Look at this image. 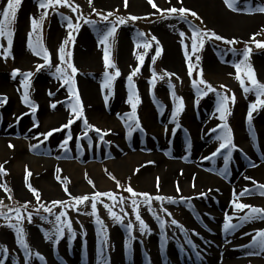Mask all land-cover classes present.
Masks as SVG:
<instances>
[{
  "label": "rangeland",
  "instance_id": "374dc122",
  "mask_svg": "<svg viewBox=\"0 0 264 264\" xmlns=\"http://www.w3.org/2000/svg\"><path fill=\"white\" fill-rule=\"evenodd\" d=\"M214 1L219 4L221 2L230 13L234 12L224 3V0ZM244 1L247 5H251L258 0H233L236 10L238 7H242ZM153 2L160 11L154 9L148 0H92L91 6L89 0H71L70 3L73 6H79L75 12L72 7L68 6L58 5L55 9H43L39 7L40 0H22L17 18L11 25L13 43L10 51L6 52L8 49L7 38L0 37V78L7 86L5 93L0 94V97H6V102H0V112L5 115L3 125L13 126L19 123L22 130L20 137L0 141V159L5 157L10 160L9 169L4 171L6 174H0V186H6V188L0 187V212L7 213L13 218L11 222L15 223L14 209H20L24 219L19 226L24 230L31 252V255L26 258L24 248L17 242L16 230L8 227V221L0 217V261L2 259L3 264L8 260L15 264L34 262L37 252L30 243V234L37 231L41 240L45 238L56 241L55 216L60 212L67 213V219L71 221L72 229L76 235L75 238H70V234L65 229V234L58 241L59 243L76 244V242H80L81 244L76 246L77 252L80 253L86 249L87 239L91 233L97 234L102 240L103 233L96 223V217L90 215V199L79 205L78 209L61 205L52 207L53 201L71 203L73 197L85 195L91 197L96 192H112L117 197L115 203L107 197H101L97 202L99 218L107 230L108 242L103 245L104 255L109 258L114 256L116 245L110 237L114 229L124 227L129 238L130 234L125 227L129 221H132L134 225L131 232V236L134 237L132 240L136 241L140 249L147 248L149 232L141 234L139 231L131 205V194L125 190L128 186H131L137 193H149L153 197L157 195L170 197L175 201V203H169L167 199L164 201L153 200L152 210L149 211L148 206L142 202L143 198L137 197L142 219L149 229L154 227L161 230V235H174L190 224L198 229L197 235L199 236L195 242L206 239L205 248H208L207 244L228 242L227 239L231 236L229 242L233 249L253 244L260 253L264 251L254 244L253 239H247L243 233L240 234L239 231L249 221L241 223L236 229L227 232L229 236H226L223 227L226 214L233 217L232 223L237 224L240 223L238 217L248 211V209H244L237 213L233 200L264 209V194H261L264 189L258 187L264 185V179H255L253 182L236 188L234 179H225L222 174H217L214 179L217 181L210 182L207 179H202L206 184H219V186L228 184L224 186L226 188L224 191L220 188V193L215 196L212 194L201 195L202 193L197 194L186 189H182L178 193L180 195L174 196L169 190L162 189L149 172L152 168L151 163L161 159L160 156L157 158L156 154L152 155L154 151L160 153V144L167 147L168 151L164 157L169 159H171L173 148L185 145L191 162L199 156L202 158L201 160L209 161L202 157L198 149L199 146L205 147V155L210 157L221 142L216 139L222 134L221 126L224 123L217 111L219 102L217 93L229 97L235 95V103L229 101L228 107L231 114L227 116L226 121L231 129L235 145L231 149L228 163L233 165V162H242L246 168L253 166L248 161H245L244 164V159L237 156L241 151V146H247L249 143L247 139L239 141L237 129L241 124L244 127L254 120H258L264 126V108L258 107L253 111L249 122V107L256 102V94L255 92H244L236 78L234 65L242 59L240 53L245 47H251L252 53L248 63L254 70L256 79L260 83H264V48L256 47V42H264V12L258 11L263 19L253 24L246 33H241L238 25H219L210 11L201 4H193L184 0L181 2L153 0ZM202 2L210 8L213 6V0H203ZM5 3L6 0H0V8ZM170 7H184L190 12L197 13L199 18L192 17L190 13L184 19H180L176 14L167 15L163 10ZM93 8L96 11H93ZM45 12L47 15L43 18L40 27L33 31L31 20L35 18L40 21ZM109 12L113 15L109 17L108 21L102 20L101 15H98V13L107 15ZM132 16L140 19H129ZM118 17H123L127 22L118 25L114 39L110 38L109 40L110 59L116 67L106 69L104 45L100 43V39L111 26L109 21L115 22ZM68 19H71L73 24H80L78 31L72 30V35L75 37L74 42L65 46V51L72 53L71 62L77 69V74L74 77L75 88L83 106V115L88 123L101 129L102 132H108L103 140L100 139L99 134L92 130H88L87 138L83 135L85 131L83 120L75 119L72 112V105L76 103L75 97L68 91V85H65L63 80L55 74L57 65L66 67L59 59L58 50L69 35ZM85 20L94 23H85ZM195 29L215 32L228 40L235 39L237 43L226 45L223 41L205 38L206 43L203 49L192 53L191 44ZM30 32L34 43L37 36L41 38L44 48L50 54L51 67L37 71V66L43 64L44 59L42 55H36L28 47ZM139 33H144L145 36L139 38ZM181 33H184L183 37H181ZM152 36L156 37L161 48L160 55L154 62L152 57L156 56L157 44L151 40ZM89 37L91 42L88 45ZM142 39L151 43V47L147 50L136 46ZM185 46H187V53L191 57V63L195 65L191 76L188 73L189 61L186 59ZM232 48L237 51H230ZM22 51L26 53V56L21 57ZM169 51H174L175 54L173 59L168 60L165 59V56ZM139 54H144L142 65L137 59ZM197 55L200 57L199 61L196 60ZM138 66L140 70L133 76L132 86L140 100L136 109L140 127L129 134L125 114L131 113L132 108L128 103L130 89L127 78ZM16 69H19L20 73H33L30 77L28 95L29 100L36 106L35 112L22 99L24 77L18 74L13 78L12 72ZM117 69L120 75L112 81L111 88L102 87L105 82V71L114 75ZM201 70L203 80L215 89V91L208 92L207 95L198 93L197 88L193 86V80L201 79ZM154 74L156 79L153 82ZM161 76L164 78L160 79ZM243 78L247 86V78ZM40 80L42 82L38 88L36 84ZM84 83H90L92 88L90 98L83 94ZM221 85L226 87L222 88ZM199 87L206 91L204 85H199ZM173 92L175 96H173ZM105 97H107V101ZM180 98H182L184 107L174 119L173 111L180 103ZM42 102L43 109L39 113ZM61 111L67 112L69 120H75L69 129H62V126L69 120L66 122L63 119L60 120ZM34 114L38 117L31 119ZM53 129L62 130L53 132L52 136L45 139L42 134ZM69 131L72 139L69 140L65 148L61 145ZM193 138L198 141L197 144L194 143ZM34 145L36 147H33ZM228 151V149L222 150L215 158L219 162L224 161V155ZM31 158H34V162L31 161ZM216 159L215 161H217ZM199 167H203L202 162ZM206 171L216 174L209 170ZM29 173L30 175H28ZM39 177H43L45 181L53 180L54 184L48 185L44 181L38 183ZM16 179H23L27 183L24 191H17L14 184ZM223 179L225 183L222 181ZM89 181L92 183L90 184ZM117 182H119V187ZM29 185L38 190L39 201L28 187ZM246 189L248 192L241 196L240 193ZM121 197L124 198L123 203H119ZM181 197L186 199L181 200ZM105 204L109 205L112 211L124 217L123 224L114 221L109 215L108 209L104 207ZM42 205L52 207V213L44 212ZM30 214L31 221L27 219ZM210 214L220 218H210L208 217L211 216ZM157 215L165 221L164 227H161L160 220L155 218ZM61 219L63 220L65 217ZM173 219L178 222L176 225L171 224ZM202 219L204 220L202 221ZM219 220L220 225L218 226ZM259 220L264 222V219ZM203 222L222 227L223 230L220 231V234L219 232L215 234L208 231V228L202 225ZM6 233H10L13 239L12 245H6L3 242ZM45 233L51 234L52 239H47ZM222 235H224L223 238ZM183 238L181 240H185V236ZM181 254H174L177 261L181 258ZM61 257L67 261L64 253ZM45 262L54 264V257L47 256ZM235 264H264V258L261 260L241 258Z\"/></svg>",
  "mask_w": 264,
  "mask_h": 264
},
{
  "label": "bare ground",
  "instance_id": "6f19581e",
  "mask_svg": "<svg viewBox=\"0 0 264 264\" xmlns=\"http://www.w3.org/2000/svg\"><path fill=\"white\" fill-rule=\"evenodd\" d=\"M117 1V0H114ZM172 2H181L183 0H171ZM186 2H190L193 4H201L205 9H208L213 15L215 21L221 26H229L232 24L238 25L241 33H246L256 22H260L263 18H261L260 14L256 9L258 7H264V0H258L254 4L247 5L246 1L242 4V7H238V10L230 13L224 7V5L220 2L213 0V6L210 8L207 6L203 0H184ZM212 2V1H211ZM243 3V2H242ZM222 11V12H221ZM91 39H88V45L90 44ZM174 51L167 52L165 59H173ZM94 55V54H92ZM90 55V57L92 56ZM26 56L24 51L21 52V57ZM93 58V56H92ZM4 81V80H3ZM0 78V94H4L6 87ZM42 80L38 81L36 87H40ZM83 94L86 95L87 98H90V92L92 88L90 83H84L83 85ZM44 99V98H40ZM43 109V102L40 103ZM98 106V104H97ZM96 106V107H97ZM39 113H37L39 115ZM61 119L63 121L69 120V115L66 111H61ZM66 113V114H65ZM4 114L0 112V141L1 140H11L15 137H20L21 128L20 124H14L13 126L3 125L4 123ZM31 117V116H30ZM38 116L35 114L31 119H36ZM238 139L243 140L247 139L249 141L247 146H241V151L238 152V157H241L248 163L253 164L251 168H246L242 162H233L232 164H227L225 161L219 162L215 157L209 159V161L201 160L202 158L195 157L192 162L190 161V155L188 157L186 147L183 145L182 147L173 148V152L171 155V159L164 157L166 154L167 147L160 144V153L154 151L152 155L156 154V157L160 156L158 161H154L151 163L152 168H150V174H152L157 180V184L162 187L164 190H169L171 195L174 196L180 195L182 189H186L189 191L196 192L197 194H212L216 195L220 193V188L223 191L226 189L224 186V179L222 180L224 184H206L204 180L208 181H217L214 180L216 175H221V170L226 169V172L222 174V177L225 179H234V186L242 187L244 184H248V182H253L255 179H264V126L258 121L254 120L253 122L248 123L244 127L241 126L237 129ZM198 132V127H197ZM25 134V131H23ZM194 143H198L193 138ZM199 152L202 154V157L205 158V147L199 146ZM165 152V153H164ZM173 156V159H172ZM157 157V158H158ZM215 159L218 161H215ZM0 165H3V170L6 171L9 169L10 160L9 158L0 159ZM31 161L34 162V158H31ZM202 162L203 167L200 168L199 165ZM147 169V168H146ZM216 173L211 174L207 172ZM150 176V175H149ZM246 177L248 179H246ZM220 183L221 182V179ZM46 182L48 185H53V180L45 181L43 177H39L38 183ZM216 183V182H215ZM15 187L17 191H24L26 186V182L23 179L14 180ZM228 185V184H227ZM177 186H179L180 191H177ZM224 197V194L222 195ZM229 211V210H227ZM203 213V212H202ZM211 215V214H210ZM213 219H218L220 217L212 214L208 216ZM205 219V218H204ZM202 219V221L204 220ZM221 220V219H220ZM220 220L218 221V226L220 225ZM204 227L208 228V231L213 232L215 234H220L222 232V227H217L215 225L203 224ZM258 230H264V222L259 219L250 220L248 223L244 225V227L239 231L240 234H244L247 239H252ZM198 229L196 227H192V225H187L182 230L174 235H161V230L157 228L149 229V244L147 248L140 249L135 240H129L127 234L125 233L124 227H118L113 230L110 237L112 242L116 245V250L114 256L109 258L108 256L101 254L102 248V240L95 233H91L88 236L86 249L82 252H77L76 246L81 244L80 242L75 243H59L54 240H46L40 239L37 231H33L30 234L31 244L36 248L37 258L34 262L30 264H46L45 259L47 256L54 257V264H105V257L107 258V264H235L239 262L241 258L245 259H263L264 251L260 253L257 251L255 245L250 244L243 246L238 249H233L230 241V237H228L227 241L219 244L208 245V248H205L206 239L198 240ZM226 236H229L227 232H225ZM185 236V240H181ZM220 236V235H219ZM224 235L221 237L223 238ZM242 236V235H241ZM3 242L6 245H12L13 239L10 233L4 234ZM197 238V239H196ZM184 239V238H183ZM192 241V244L188 243V240ZM130 244V247L128 246ZM193 245H196L193 248ZM199 252L200 255H197ZM62 253L65 254L66 260H63L61 257ZM175 253H182L179 261L176 260ZM175 256V257H174ZM42 257V259L40 258ZM175 261V262H174ZM2 262V259L1 261ZM69 262V263H68ZM3 264V263H2ZM4 264H15L11 261H7Z\"/></svg>",
  "mask_w": 264,
  "mask_h": 264
},
{
  "label": "snow or ice",
  "instance_id": "6c2138e0",
  "mask_svg": "<svg viewBox=\"0 0 264 264\" xmlns=\"http://www.w3.org/2000/svg\"><path fill=\"white\" fill-rule=\"evenodd\" d=\"M21 3H22V0H6V3L4 4V6L2 8H0V37H6L7 38L8 49H6V52L10 51L12 43H13V39H12L13 31L11 30V25L13 24V22L17 18V12L21 6ZM148 3L151 4V6L154 9H157V11H160V9L157 8V5L153 2V0H148ZM224 3L230 9H232L234 11L236 10V8L234 7L233 0H224ZM91 4H92V0H89V5L91 6ZM58 5L72 7V10L74 12L77 11L79 8L78 5L73 6L70 3V0H40L39 7L43 8V9H48V8L55 9V7ZM93 11H96L95 8H93ZM163 11L166 12L167 15L176 14V15H178V17L180 19L186 18V16L189 13L192 17H195L197 19L199 18L197 16V13L190 12L189 9H186L184 7H179V8L170 7L168 9L163 10ZM256 11L264 12V7H258L256 9ZM46 15H47V12H45L41 16L40 21H37L35 18H33L31 20V27H32L33 31H35L36 29H38L40 27L41 22ZM98 15H101L102 20L108 21L109 17L112 16L113 13L109 12L107 15H103V14L98 13ZM129 19L137 20L140 18L132 16V17H129ZM84 22L85 23H94L93 21H90V20H85ZM126 22L127 21L123 17H118L115 22L109 21L111 26L108 27V29L102 34V37L100 39V43L104 45V50H103L104 51V64H105L106 69L116 67V65L110 59L109 40H110V38L114 39L118 25H123ZM67 27L70 30L68 38L63 42V45L58 50L59 51V59H60L62 64L66 65V67H61L60 65H57L56 70H55V74L57 75L58 78L63 80V83L65 85H68V91L70 93H72L73 97H75L76 103L74 105H72V112L74 114L75 119H82L83 120L84 129H85L83 135L87 138L88 130H92V131H95L97 134H99L100 139L103 140L104 136L108 135V132L107 131L102 132L101 129L96 128L93 125H90L88 123L86 117H84V115H83V106H82V103L80 102L78 91L75 88L74 77L77 74V69L73 65V63L71 62L72 53L65 51V46L67 44H69L70 42H74L75 37L72 35V30L78 31L80 28V24L79 23L73 24L71 19H68ZM180 35H181V37H183L184 33H181ZM144 36H145L144 33L138 34L139 38H143ZM205 38H207V40L214 39L216 41H223L226 45H235L237 43V41L235 39L228 40V39L224 38L223 36L216 34L215 32L201 31L199 29H195L193 32V36H192V44H191L192 53H197L203 49V47L206 43ZM151 40L155 41L157 44L156 56L152 57V60L154 62L156 57L160 55L161 48L159 46V41L156 39L155 36H152ZM136 46L138 48L143 47L145 50H147L148 48L151 47V43L148 42L146 39H142L140 42L137 43ZM28 47L36 55H42L43 56L44 63L37 66V71H40L45 67H51L50 54L47 51V49L44 48V46L41 42V38L39 36H37V40L34 43L32 40V33L30 32L29 33V40H28ZM256 47L257 48H264V42H256ZM185 48H186V52H185L186 59L189 61L188 73L191 76L195 65H193L191 63V57L187 53V46H185ZM230 51L236 52L237 49L232 48V49H230ZM251 53H252V48L246 46L245 49L240 53V55L242 56V59H240V61L234 65L236 68V78L239 80L240 85L243 88L244 92L245 93L255 92V94H256V102L251 104L249 107V112H248L249 122L251 121L253 111H255L258 107L264 108V99H262V97H264V83H260L256 79L254 70L252 69L251 65L248 63ZM66 57H67V59H66ZM137 59L140 61V64L142 65L144 63V54H139L137 56ZM199 59H200V57L197 55L196 60L199 61ZM69 69H70V73H69ZM139 70L140 69L138 66L127 78L128 82H129V89H130V95L128 97V103H130L131 108H132L131 113L125 114V116L127 117L126 124H127L128 129H129V134H131V132L134 131L136 128L140 127L139 119H138V116L136 113L137 105L140 103V100H139V97L135 94V92L133 90V86H132L133 76L136 75L139 72ZM18 74H20L24 77V79L22 81V87L24 89V95H23L22 99L26 104H29V106L32 108V111L35 112L36 106L29 100V95H28V89L30 87V77L33 75V73H31V72L20 73L19 69L13 70V72H12L13 78H15ZM242 74H243V76H242ZM104 75H105V82L102 85V87L111 88L112 81L120 75V72L117 69L115 74L111 75L106 70ZM166 75H171V74H166ZM200 75H201V79H199L198 81L193 80V86L197 88L198 93H200L202 95H207L208 92L215 91V89H213L210 84H208L205 80H203L202 70H201ZM243 77L247 78V81H248L247 86L245 85V79ZM159 78L163 79L164 77L161 76ZM155 79H156V77L154 74L153 82ZM199 85H204L206 88V91L201 90ZM221 87L224 88L226 86L221 85ZM217 95L219 98L217 111L220 113V119L222 121H224L223 125L221 126L222 127V134L216 137V139L221 141V142L219 143V146L216 149V151L213 152L210 157H205V159H212L216 155H218L222 150L228 149L229 151L227 152L226 155H224V161L227 164V162L229 161V159L231 157V149L235 147V145L233 144L231 129L226 122L227 116L231 114L230 109L228 107L229 101H231L232 103H235V95L233 94L231 97H229L228 95H221L220 93H217ZM173 96H175L174 92H173ZM105 100L107 101V97H105ZM0 102H6V97H0ZM52 107H55V105H52ZM183 107H184V105L182 102V98H180V103L176 106L175 110L173 111V118L174 119L179 115L180 112H182ZM74 122H75L74 119H70L67 124L62 126V129H69L70 126ZM34 126H38V125H34ZM62 129H53L52 131H49L48 133H44L42 135L45 137V139H47L48 137L53 135V132L59 131ZM71 139H72V135H71V132L69 131L68 135L66 136V138L62 142L61 146L66 148L69 140H71ZM10 147H11V145H10ZM33 147H36V146L34 145ZM224 172H226V169L221 170V174H223ZM0 174H6V173H4L3 165H0ZM28 175H30V173ZM112 179H115V177H112ZM246 179H248V178L246 177ZM89 183L91 184L92 182L89 181ZM117 186L118 187L120 186L119 182H117ZM0 187L6 188V186H0ZM28 187L33 192V194L36 196L37 201H39L40 196H39L38 190L31 188V185H29ZM258 187L261 189H264V185H259ZM125 190L131 194V197H132L131 205H132L133 212L135 213V221L138 222L139 231L141 234H147L149 232V228H148V225L145 223V221L142 219V217L140 215L139 203H138L137 197L143 198L142 202L148 206L149 211L152 210V201L153 200L164 201L165 199H167L169 203H175V201L170 197L166 198V197H163L160 195L153 197L149 193H137L131 186H128ZM8 191H10V190H8ZM65 191L67 192L66 187H65ZM177 191H180L179 186H177ZM247 192H248V190L246 189L244 192H241L240 195L243 196ZM261 194H264V191H262ZM201 195H204V194L202 193ZM101 197H107V198L111 199L114 203L117 202L116 194H114L112 192H106V193L105 192H96L91 197H89L87 195L82 196V197H73L71 203H69L68 201H53L52 207H55L57 205H61V206H71L73 208L78 209L79 205L84 204L85 202L89 201V199H90L91 200V213H90V215L96 217V223L100 226V231L103 233L102 248H101V254H103V245L107 244L108 238H107V230L103 225V221L99 218V215H98L97 202L99 201V199ZM180 199L185 200L186 198L181 197ZM123 202H124V198L121 197L119 200V203H123ZM233 205H234V208H235L237 213L243 211L244 209H248V211L244 215L238 217L240 223H237V224L232 223L231 221H232L233 217L226 214L225 215V222L223 225L225 232H231L232 230L239 227L241 223H245V222H248V221L254 220V219H264V209L256 208V207H253L251 205L238 202V200H233ZM25 207H26V205H25ZM41 207H43L44 212H47L50 214L52 213V207H47L44 205H42ZM104 207L108 209L109 215L114 219L115 222L120 223V224L124 223V217L123 216L112 211V208L107 204H105ZM14 211L16 213V216H15L16 222L15 223L11 222L13 218L8 216L7 213L0 212V217H2L8 221V224H7L8 227L14 228L16 230L17 242L24 248L25 256L27 258L28 256L31 255V252H30L29 245H28L26 238H25V235H24V230L22 227L19 226L21 224V221L24 219V217L21 215L19 208L14 209ZM37 211H39V210H37ZM62 217H65V219L62 220L61 219ZM31 218L32 217L30 214L27 217V219L29 221H31ZM155 218L160 220L161 227H164L165 221L162 220L160 218V216H158V215L155 216ZM177 223L178 222L175 219H173L171 221L172 225H176ZM55 225H56V227H55V238H56L57 242L64 236L65 229H67L68 233L70 234V238H75L76 234L72 229L71 221L69 219H67V213L66 212H60L59 215L55 216ZM125 227L127 228L128 232L130 234L129 240L134 239V237L131 236V232H132L133 227H134L133 222L129 221L125 225ZM45 237L47 239H52V235L49 233H45ZM252 239H253L254 244H256L260 249L264 250V230H258ZM188 243L192 244V241L189 239ZM128 246L130 247V244ZM195 247H196V245H193V248H195ZM5 251H6V249H5ZM197 255H200L199 252H197ZM40 258L42 259V257H40ZM0 264H2V262H0ZM105 264H107V258L106 257H105Z\"/></svg>",
  "mask_w": 264,
  "mask_h": 264
}]
</instances>
